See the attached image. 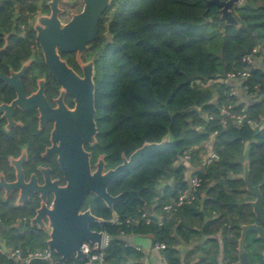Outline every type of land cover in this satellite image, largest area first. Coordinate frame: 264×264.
<instances>
[{
  "label": "trees",
  "instance_id": "16d2710c",
  "mask_svg": "<svg viewBox=\"0 0 264 264\" xmlns=\"http://www.w3.org/2000/svg\"><path fill=\"white\" fill-rule=\"evenodd\" d=\"M39 8L44 0H0V44L12 26L26 34L9 40L1 56L5 62L18 64L30 54L35 33L30 21ZM232 12L237 25L226 23L219 6H206V0H111L102 13L92 42L98 54L94 155L103 154L111 168L144 142L170 138L108 184L110 194H119L111 207L94 194L84 200L82 209L103 219L90 228L108 236L102 264L141 263L143 252L127 244L128 234L164 244L167 264H190L195 257V264H218L220 252L228 257L223 264L235 259L237 223L252 215L240 176L243 161L248 160L252 184L264 175V0H241ZM247 54L252 63L243 61ZM239 69L249 70L244 80L225 79ZM242 109L253 124L235 122L232 115ZM208 145L219 157L202 167ZM186 153L188 161L182 159ZM190 166L201 176L194 198L163 209L187 188ZM261 190L264 195V184ZM24 213L0 212L9 226L0 246L19 248L23 255L44 249L48 238L28 223L12 226ZM52 253L54 263L35 258L28 264H98ZM0 264L23 263L0 252Z\"/></svg>",
  "mask_w": 264,
  "mask_h": 264
},
{
  "label": "flooded vegetation",
  "instance_id": "af4514ba",
  "mask_svg": "<svg viewBox=\"0 0 264 264\" xmlns=\"http://www.w3.org/2000/svg\"><path fill=\"white\" fill-rule=\"evenodd\" d=\"M49 1L44 0V8L37 9L30 21L35 33L34 40L29 41L30 54L26 58L20 59L18 64L5 62L1 58L12 37L26 36L23 31L16 32L14 26L2 33L0 44V212H25L15 217L12 226L28 223L46 234L49 232L47 214L41 216L45 227L33 223L32 219L38 212H48L53 208L55 187L67 184L63 171L64 160L68 162L69 150L75 154L80 142V81L75 80L69 73L80 79L84 66L90 62L95 73V61L98 57L92 44L96 37L81 52L77 49L64 51L57 46L60 61L67 67L65 79L57 78L45 60L34 29L39 15L51 14ZM70 3L69 0H61L57 4V16L62 23L69 22L73 14L82 10L83 2L79 10L71 12L68 18L63 19L64 5ZM94 121L97 127L95 111ZM96 134L95 141L83 144V148L90 152L92 169H95L101 155L95 156L93 152ZM69 142L72 143L70 147ZM105 169H108L106 165ZM243 172L240 174L241 178ZM261 186L262 184V193ZM250 195L251 198L246 203L255 197L251 193ZM262 197L264 206L263 193ZM1 220L0 217L3 227L0 229V236L9 228ZM251 223L264 228V223L256 218L253 211L249 221L237 223L239 236L236 239L235 259L232 264H241L242 260L244 264H264V237L256 230L246 232L243 246L240 247L241 227ZM242 253L246 254L245 260ZM197 261L198 258L195 257L193 264ZM224 261L226 263L228 257L220 252L218 264H223Z\"/></svg>",
  "mask_w": 264,
  "mask_h": 264
},
{
  "label": "water",
  "instance_id": "95a60500",
  "mask_svg": "<svg viewBox=\"0 0 264 264\" xmlns=\"http://www.w3.org/2000/svg\"><path fill=\"white\" fill-rule=\"evenodd\" d=\"M61 0H50L52 12L49 16L39 15L36 18L34 29L40 42L45 60L52 67L53 73L59 80L65 79L67 67L60 61L56 47L61 50L70 51L77 49L82 51L87 43L91 42L97 35L99 20L102 13L109 6L111 0H82V10L73 14L72 19L67 23L60 22L57 14L58 2ZM240 0H206V6L216 4L220 8L221 18L226 23L238 24L232 8ZM70 76L80 81V142L77 144V151L69 150L68 162L64 160L63 171L67 178V184L63 187H55V198L53 208L48 212H38L32 219L40 227H45L41 216L46 213L48 216V239L46 241L49 250L60 255L62 259L74 258L86 260L88 255L81 248L82 242H89L94 250L102 248L105 232L90 228L93 221H102L99 216L94 215L89 208L82 209L86 197L94 194L100 197L107 206L111 207L119 194L112 195L108 192V184L123 170L128 168L142 153L165 145L169 140L168 134L160 141L144 142L133 150L129 156H123L122 161L114 167L105 169V162L101 154L95 169L90 164V152L83 148L85 142L95 141L97 127L94 121V70L92 62L84 66L83 76L80 79L71 72ZM72 143L69 142V147ZM68 153V152H67ZM244 172L242 179L246 190L254 195L249 200L252 211L256 218L264 223L263 197L260 185L264 183V177L259 184H252L249 177L248 160L243 163ZM148 213H152L149 204L146 205ZM114 218H116L113 212ZM0 224V229H2ZM240 247L242 248L245 234L248 230H256L264 237V228L254 223L242 225ZM246 259V254L242 253ZM241 264H244L242 260Z\"/></svg>",
  "mask_w": 264,
  "mask_h": 264
},
{
  "label": "built area",
  "instance_id": "2783aa9c",
  "mask_svg": "<svg viewBox=\"0 0 264 264\" xmlns=\"http://www.w3.org/2000/svg\"><path fill=\"white\" fill-rule=\"evenodd\" d=\"M253 51H257L256 48L253 49ZM243 61L246 63H252L253 62V56L251 54H247L244 56ZM249 75V70L248 69H243V70H232L229 71L225 74V79L227 80H234V79H241L244 80L245 77ZM222 112H227L226 108L221 109ZM233 119L235 120L236 123H243L247 122L249 124H253V120L247 117V113L245 109H242L239 113H234L232 115ZM207 153H205L203 161H202V167L205 165L213 162L214 160L218 159V153L212 148L211 145H208L207 147ZM184 160L188 161L190 160V155L186 153L183 158ZM198 168L194 166H190L188 172H187V180H188V186L185 188V190L179 195L178 200L175 202V204H165L163 206V209L165 210H172L175 209L176 206H179L186 200H191L194 198V190L200 185L201 183V176L196 173V170ZM142 216H145V214H142ZM106 235V234H105ZM107 243V239L102 243V248L99 250H94L92 245L84 241L81 243L80 248L87 253V261L89 263L93 261H97L98 264H102L104 260V252L103 248ZM155 246L159 249L164 248V244H155ZM136 249H139V247H135ZM0 252H6L10 257L16 258L20 260L23 264H28L32 259H43V260H48L50 263H54L53 259V251L49 250L48 247L46 246L42 250H35V251H28L25 255L22 254L21 250L19 248H8L4 246H0Z\"/></svg>",
  "mask_w": 264,
  "mask_h": 264
},
{
  "label": "crops",
  "instance_id": "0c3cea01",
  "mask_svg": "<svg viewBox=\"0 0 264 264\" xmlns=\"http://www.w3.org/2000/svg\"><path fill=\"white\" fill-rule=\"evenodd\" d=\"M234 84L236 92H238L242 98L245 97V94L240 89V83L235 81ZM178 162L180 161L178 160ZM124 238L127 244L139 247V249L143 252L140 264H167L163 257L162 250L157 248L148 236L128 234L125 235ZM190 264H193V261H191Z\"/></svg>",
  "mask_w": 264,
  "mask_h": 264
},
{
  "label": "rangeland",
  "instance_id": "374dc122",
  "mask_svg": "<svg viewBox=\"0 0 264 264\" xmlns=\"http://www.w3.org/2000/svg\"><path fill=\"white\" fill-rule=\"evenodd\" d=\"M70 4L64 5V13L62 18L66 19L70 15L71 12L77 11L82 7V1L81 0H69ZM241 2V0H240ZM108 239V236L105 235V240Z\"/></svg>",
  "mask_w": 264,
  "mask_h": 264
}]
</instances>
